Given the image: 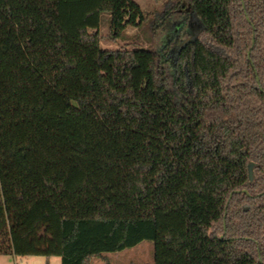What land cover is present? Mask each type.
<instances>
[{
  "label": "trees",
  "instance_id": "trees-1",
  "mask_svg": "<svg viewBox=\"0 0 264 264\" xmlns=\"http://www.w3.org/2000/svg\"><path fill=\"white\" fill-rule=\"evenodd\" d=\"M189 1L171 73L134 0H0V256L264 264V0Z\"/></svg>",
  "mask_w": 264,
  "mask_h": 264
},
{
  "label": "rangeland",
  "instance_id": "rangeland-1",
  "mask_svg": "<svg viewBox=\"0 0 264 264\" xmlns=\"http://www.w3.org/2000/svg\"><path fill=\"white\" fill-rule=\"evenodd\" d=\"M147 20L137 29H127L130 38L112 41L109 25L102 20L99 30L104 37V49L147 48L159 55L161 64L174 73L179 49L189 40L197 37L201 25L189 0H134ZM105 22V23H104ZM155 243L143 241L139 245L116 253H105L94 257L91 264H154ZM0 264H61L60 257L0 256Z\"/></svg>",
  "mask_w": 264,
  "mask_h": 264
},
{
  "label": "water",
  "instance_id": "water-1",
  "mask_svg": "<svg viewBox=\"0 0 264 264\" xmlns=\"http://www.w3.org/2000/svg\"><path fill=\"white\" fill-rule=\"evenodd\" d=\"M250 177H251V178L253 177L252 169H251V168H250Z\"/></svg>",
  "mask_w": 264,
  "mask_h": 264
}]
</instances>
